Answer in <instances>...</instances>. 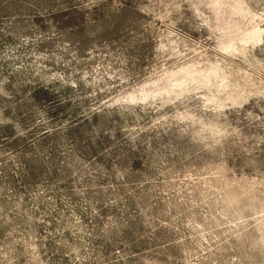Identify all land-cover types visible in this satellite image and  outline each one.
Listing matches in <instances>:
<instances>
[{"label": "rangeland", "instance_id": "374dc122", "mask_svg": "<svg viewBox=\"0 0 264 264\" xmlns=\"http://www.w3.org/2000/svg\"><path fill=\"white\" fill-rule=\"evenodd\" d=\"M0 264H264V0H0Z\"/></svg>", "mask_w": 264, "mask_h": 264}]
</instances>
